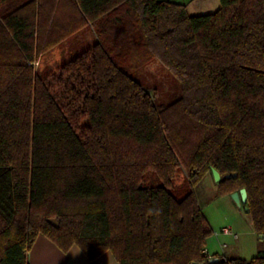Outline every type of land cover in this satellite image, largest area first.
Instances as JSON below:
<instances>
[{
    "label": "trees",
    "instance_id": "16d2710c",
    "mask_svg": "<svg viewBox=\"0 0 264 264\" xmlns=\"http://www.w3.org/2000/svg\"><path fill=\"white\" fill-rule=\"evenodd\" d=\"M219 3L199 15L169 0L0 8V264H29L40 234L92 262L209 264L193 188L211 167L224 192L246 188L264 235V0ZM84 27L96 41L40 76L39 58ZM155 59L179 81L166 103L133 75ZM217 257L264 264V250Z\"/></svg>",
    "mask_w": 264,
    "mask_h": 264
},
{
    "label": "rangeland",
    "instance_id": "374dc122",
    "mask_svg": "<svg viewBox=\"0 0 264 264\" xmlns=\"http://www.w3.org/2000/svg\"><path fill=\"white\" fill-rule=\"evenodd\" d=\"M24 0H0V8L12 7ZM186 5L190 15L212 13L219 6V0H169ZM96 41V35L90 27H84L75 34L56 45L50 51L39 58L35 63L40 76L56 71L58 66L88 48ZM144 85L155 90L156 99L160 102L172 101L177 95L179 81L157 60L143 65L133 73ZM180 178V177H179ZM194 192L198 205L213 229L212 234L206 239V252H235L245 259H250L256 250L264 248V238L256 233L250 214L243 206H237L231 197V193L224 192L218 182H215L210 174L205 175L194 185ZM222 227H230L237 233L235 240L231 236L221 235L215 237L214 232ZM225 243L224 248L221 244ZM225 255V254H224Z\"/></svg>",
    "mask_w": 264,
    "mask_h": 264
},
{
    "label": "crops",
    "instance_id": "0c3cea01",
    "mask_svg": "<svg viewBox=\"0 0 264 264\" xmlns=\"http://www.w3.org/2000/svg\"><path fill=\"white\" fill-rule=\"evenodd\" d=\"M9 7L7 6V8ZM220 236L221 235H217L215 237L219 238ZM260 238H264V235L260 236ZM262 250H264V248H262ZM257 252L258 249L252 256ZM222 253L223 254H219L215 252L210 254L208 252V255L210 258L224 254L227 257L244 258L242 255L235 252ZM27 260L29 264H118L110 251L104 252L92 262L77 245L71 246L67 251H62L56 244L41 234L36 237L30 247L27 253Z\"/></svg>",
    "mask_w": 264,
    "mask_h": 264
},
{
    "label": "water",
    "instance_id": "95a60500",
    "mask_svg": "<svg viewBox=\"0 0 264 264\" xmlns=\"http://www.w3.org/2000/svg\"><path fill=\"white\" fill-rule=\"evenodd\" d=\"M211 175H212L215 182H219L222 179L220 172L214 167H211ZM235 175L236 174H233V176H235ZM224 177L227 178V177H230V175L227 174ZM231 197L233 198V200L237 204V206H243L247 202V190H246V188L243 187V188H240L238 191L232 192ZM244 209L246 212H249V210H250L248 206H244ZM48 222H50L55 227L58 226V223L55 219H49ZM260 236H262V234H260ZM220 260H223V258L211 257V258H209L208 263L214 264V263L219 262ZM192 264H206V263L205 262H202V263L194 262Z\"/></svg>",
    "mask_w": 264,
    "mask_h": 264
},
{
    "label": "built area",
    "instance_id": "2783aa9c",
    "mask_svg": "<svg viewBox=\"0 0 264 264\" xmlns=\"http://www.w3.org/2000/svg\"><path fill=\"white\" fill-rule=\"evenodd\" d=\"M214 235H225V236H231L233 239H237L238 235L237 233L233 232L230 227H222L220 230L215 231ZM226 246L225 243L221 244V247L224 248ZM206 252V250H204Z\"/></svg>",
    "mask_w": 264,
    "mask_h": 264
}]
</instances>
